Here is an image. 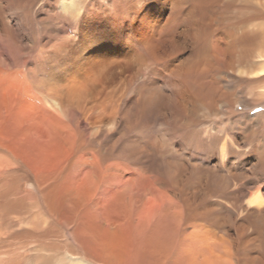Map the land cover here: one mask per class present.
<instances>
[{"label":"bare ground","instance_id":"bare-ground-1","mask_svg":"<svg viewBox=\"0 0 264 264\" xmlns=\"http://www.w3.org/2000/svg\"><path fill=\"white\" fill-rule=\"evenodd\" d=\"M257 103L264 0H0V264H264Z\"/></svg>","mask_w":264,"mask_h":264},{"label":"rangeland","instance_id":"rangeland-1","mask_svg":"<svg viewBox=\"0 0 264 264\" xmlns=\"http://www.w3.org/2000/svg\"><path fill=\"white\" fill-rule=\"evenodd\" d=\"M241 110H244V106H242ZM264 112V103H257L254 104L253 106L250 107L249 109V114L251 116H254L256 114L262 113ZM4 192H8V190H3ZM15 192V191H12ZM14 215H12L11 217H13Z\"/></svg>","mask_w":264,"mask_h":264}]
</instances>
